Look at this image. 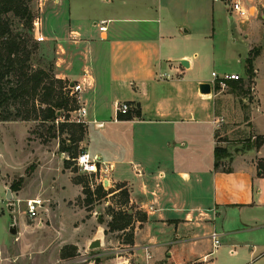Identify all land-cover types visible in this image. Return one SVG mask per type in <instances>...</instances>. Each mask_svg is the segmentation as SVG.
<instances>
[{"label":"crops","instance_id":"crops-1","mask_svg":"<svg viewBox=\"0 0 264 264\" xmlns=\"http://www.w3.org/2000/svg\"><path fill=\"white\" fill-rule=\"evenodd\" d=\"M43 1L48 36L58 45L56 74L86 87L81 99L88 123L101 121L104 125L94 124L95 129L105 128L111 114L102 110L118 101L141 111L130 119H113L132 130L121 133L119 141L99 132L81 142L112 165L109 185L126 183L130 205L148 215L135 223L134 244L126 248L134 260L130 264H201L204 259L217 264L221 253L227 255L225 264H236L237 255L239 264H264V171L258 167L264 140L254 145L264 137V0H214L229 2L231 14H236L230 7L234 2L247 10L245 19L237 14L247 24L241 31L247 42L245 69L250 50H259L253 61L256 100L248 98L246 114L230 131L214 122L223 115L217 113L213 91L199 88L216 71L210 77L196 71L198 54L182 45L190 31L170 16L163 0ZM233 73L245 74H217ZM230 132L233 137L222 136ZM216 146L229 152L219 169L214 167ZM57 181L51 177L44 187ZM66 185L76 190L74 196L81 194L72 177ZM213 231L221 241L217 247Z\"/></svg>","mask_w":264,"mask_h":264},{"label":"rangeland","instance_id":"rangeland-1","mask_svg":"<svg viewBox=\"0 0 264 264\" xmlns=\"http://www.w3.org/2000/svg\"><path fill=\"white\" fill-rule=\"evenodd\" d=\"M43 2V0H31L30 7L35 21H43L38 25L41 35L45 34L49 39L38 41L34 32L32 35L23 25L18 26V20L12 15L11 19L14 27L17 26L18 30L28 34L29 47L32 50L29 60L31 67L53 69L56 74L58 45L54 39L48 36L51 28L45 20L46 12L41 11ZM163 3L170 6V16L179 17L184 22L183 26L190 31L183 37L182 45L198 54L196 71L202 72L207 77L211 76L212 71H216L221 76L234 71L245 73L240 76L246 83L245 88L248 89L246 93L237 94L227 85L219 90L214 89L212 93L217 101V113L223 115L219 118L218 125L224 124L225 129L229 128L228 131L236 129V125H240L237 121L242 120L247 112L246 107L249 106V103L246 99L251 98L250 102L256 100L254 83L249 81L245 69L244 50L247 42H244L246 39L241 35V31L247 24L243 23L237 14L230 13L227 1L163 0ZM176 7L179 8V11L176 10ZM9 80L10 83H5L7 87L14 84L17 79L10 76ZM85 91L86 87H84ZM82 93L75 97L77 107L83 104ZM29 104H32V100ZM7 105L12 115H15L20 107L18 100L15 99H10ZM237 112H240V117H237ZM102 113L103 115L111 114V117L106 119L105 128L97 131L94 124L85 122L87 139L97 136L99 132H105L112 139L119 141L121 133L126 130L130 132L131 128L130 130L126 129L125 123L113 121L115 118L114 107L111 110L104 108ZM70 115L75 118L74 111ZM224 117L230 121L224 122ZM50 124L49 122L40 123L38 120L0 121V264L134 263V260L129 259L130 251L126 250L129 245L126 235L122 231L111 230L108 227L111 216L107 213L106 208L109 204L116 208L119 207L121 204L119 190L115 191L116 195L114 196L95 201L92 211L88 213L83 201L85 195L82 184H88L95 188L99 184V180L94 174L83 172L73 161L70 168H63L68 154L59 149V138H51L48 143H43L40 136L41 134L50 137L51 132H54L50 131ZM56 124L58 125V123ZM222 136L233 137L231 132ZM234 137L236 138L235 135ZM81 149L86 151L85 148L81 147ZM67 176L79 182L82 191L80 195L74 196L76 190L67 188ZM51 177L54 180L60 179V184L57 181V184L52 182L54 184L52 187H44L45 182L51 180ZM117 184L120 183H110L105 188H116ZM65 188L67 189L62 191ZM9 189L13 194L11 200L7 198ZM48 190L49 192H47ZM27 197L47 199L45 204L49 212L43 214V225H39L38 219H31L26 215L23 201ZM10 203L14 204L12 210L8 208ZM130 207L128 205V208ZM123 208H127V206ZM86 216L93 220L88 221L89 218ZM13 223L17 224L19 230L15 235L11 234L9 230ZM98 235L103 238L104 245L96 249H89L87 247L89 240ZM70 242H75L79 246L80 256L75 259L62 260L60 250L62 246ZM226 258V254H219L217 264H225ZM238 258L237 255L236 264L240 263Z\"/></svg>","mask_w":264,"mask_h":264},{"label":"trees","instance_id":"trees-1","mask_svg":"<svg viewBox=\"0 0 264 264\" xmlns=\"http://www.w3.org/2000/svg\"><path fill=\"white\" fill-rule=\"evenodd\" d=\"M30 1L0 0V121L21 119L51 123L49 129L54 132H51L50 137L40 134L42 142L48 143L51 138H59V149L68 154V159L64 161V167L70 168L73 159L83 151L81 142L85 139L86 125L73 120L70 115L78 108L75 97L69 95L68 85L70 82L57 77L53 69L32 68L29 64L32 50L29 47L28 34L18 30L17 26L14 27L11 15L18 20V26L23 25L33 35L35 17L30 7ZM258 54V48H253L246 58V75L252 83H254L255 76L253 61ZM10 76H14L17 80L7 87L5 83L11 82ZM226 84L237 94L248 91L242 78L226 79ZM219 88L220 85L217 84L216 89ZM10 99L18 100L20 105L15 115L10 114L7 108ZM31 100L32 104H29ZM29 106L31 107L29 108ZM140 115L141 111L134 108L126 114L119 115V119H130ZM263 140L264 137L257 138L254 145L259 147ZM214 155V167L219 169L222 159L229 156V152L225 147L216 146ZM258 167L264 171V159L259 160ZM82 185L85 195L83 201L88 211L93 209L95 201L114 196L116 195L115 191L119 190L121 197L119 207L116 208L109 204L106 208L107 213L111 216L108 227L111 230L122 231L126 235L127 243L130 246L133 245L135 223L146 221L148 215L130 205V193L126 183L117 184L116 188H105L102 184L96 185L95 188L88 184ZM128 205L131 207L128 208ZM124 206L127 208H123ZM79 256L80 251L76 244H65L60 250L62 260L75 259Z\"/></svg>","mask_w":264,"mask_h":264},{"label":"built area","instance_id":"built-area-1","mask_svg":"<svg viewBox=\"0 0 264 264\" xmlns=\"http://www.w3.org/2000/svg\"><path fill=\"white\" fill-rule=\"evenodd\" d=\"M231 11L236 12L242 19L246 18L248 15L247 10L241 6L239 2H234L231 4ZM34 36L38 41L45 40V37L41 34H39V22L34 21ZM106 21L103 20L101 21V25L99 26V29L101 31H104L106 29ZM241 76L239 74L233 73L228 76L221 77L219 76L216 72H213V79L210 82L212 85V90L216 89L217 84L220 85V88L226 87V79H233L237 80L240 79ZM218 89V90H219ZM68 91L69 95L76 97L79 93H82L84 91V86L82 83L76 82L68 85ZM248 100V98L246 99ZM115 114H116V119L119 118V115L121 114H126L131 110V106L129 105L128 102L126 101H118L115 103ZM75 112V118L73 120L77 122H89L87 119L88 117V108L81 104ZM214 122L219 123L220 120L215 119ZM93 123L96 124L97 126H103L104 122L93 120ZM75 164L78 166L79 169H81L83 172L88 173V174H94L97 176L99 180V184H102L104 187H106L105 182L110 179L111 171H112V165L109 164L108 162L102 160L100 156L96 154H92L89 151H82L79 153V155L73 159ZM109 186V185H108ZM24 205H25V212L28 217L31 219H38L39 220V225H43V214L47 212L48 208L46 206V200L40 197H33V198H25L24 199ZM213 244L215 247L219 246L221 241L219 238V234L216 231L211 232L210 234ZM206 257V256H205ZM147 258H151V254L147 253ZM151 264V263H147ZM201 264H210L207 262L205 259Z\"/></svg>","mask_w":264,"mask_h":264},{"label":"water","instance_id":"water-1","mask_svg":"<svg viewBox=\"0 0 264 264\" xmlns=\"http://www.w3.org/2000/svg\"><path fill=\"white\" fill-rule=\"evenodd\" d=\"M180 63H181L182 65H184V66H189L188 61L185 60V59L180 60ZM72 85H73V83H71V86H72ZM199 88H200V91H201L202 93H212V91H213V90H212V85H211L210 82H202V83L200 84ZM105 185L108 186V185H109V182L106 181V182H105ZM7 198H8L9 200H11V199L13 198V194H12V190H11V189H9L8 192H7ZM8 208H9V210L14 209V204H13V203L8 204ZM9 230H10V233H11V234H14V235H15V234H18V227H17V224H16V223L11 224ZM101 246H102V237L100 236V237H97V238H95V239H93V240L91 241V243H90V245H89V248H90V249H96V248H99V247H101Z\"/></svg>","mask_w":264,"mask_h":264}]
</instances>
